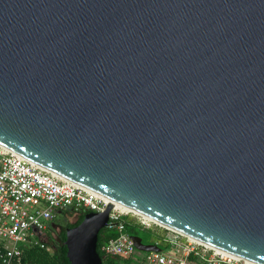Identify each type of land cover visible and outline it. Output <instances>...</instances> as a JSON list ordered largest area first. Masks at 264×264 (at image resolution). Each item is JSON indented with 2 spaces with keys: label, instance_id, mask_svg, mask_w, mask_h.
<instances>
[{
  "label": "water",
  "instance_id": "1",
  "mask_svg": "<svg viewBox=\"0 0 264 264\" xmlns=\"http://www.w3.org/2000/svg\"><path fill=\"white\" fill-rule=\"evenodd\" d=\"M0 146L109 201L68 264L113 203L264 264V0H0Z\"/></svg>",
  "mask_w": 264,
  "mask_h": 264
},
{
  "label": "built area",
  "instance_id": "2",
  "mask_svg": "<svg viewBox=\"0 0 264 264\" xmlns=\"http://www.w3.org/2000/svg\"><path fill=\"white\" fill-rule=\"evenodd\" d=\"M108 202L103 196L0 146V264L17 263L25 247L45 248L47 233L57 214L98 212ZM127 223L141 230L162 228L163 233L152 243L159 249L137 250L125 231ZM104 228L114 230L116 235L108 238L100 251L128 264H254L113 204Z\"/></svg>",
  "mask_w": 264,
  "mask_h": 264
},
{
  "label": "trees",
  "instance_id": "3",
  "mask_svg": "<svg viewBox=\"0 0 264 264\" xmlns=\"http://www.w3.org/2000/svg\"><path fill=\"white\" fill-rule=\"evenodd\" d=\"M85 212L88 211H79L78 213H76L74 221L71 223H65V227L77 224L81 220ZM52 230V228H49V232ZM125 231L131 236H139L143 243H153L158 239L157 234L154 231H150L152 233V236L148 240L149 236L144 233L143 230L139 229L136 225L131 223H127L125 225ZM50 233H47L45 248H40L38 246L23 248L19 256V260L22 259V261L21 263H19L18 260L15 264H68L65 257V246L62 244V240L64 239L63 230L56 236L57 238H52ZM115 235L116 232L114 230L107 228L100 229L97 233L95 250L101 258L102 264H128L124 259L104 256L100 251V246L108 238L114 237Z\"/></svg>",
  "mask_w": 264,
  "mask_h": 264
},
{
  "label": "rangeland",
  "instance_id": "4",
  "mask_svg": "<svg viewBox=\"0 0 264 264\" xmlns=\"http://www.w3.org/2000/svg\"><path fill=\"white\" fill-rule=\"evenodd\" d=\"M75 217H76V214L71 212V211L64 212L61 215L57 214L55 219H54V224H56V225L57 224L58 225H64L65 223H71V222L74 221ZM56 225L53 227V230L50 231L52 238H56V230H54L57 227ZM142 230H143L144 233H146L149 236L148 237V240H149V238H151V236H152V233L150 232L152 230H148V229H145V230L142 229ZM153 231L157 234V236L159 234L163 233V229L162 228H155ZM156 234H155V236H156ZM134 254L138 256L139 253L137 251H135Z\"/></svg>",
  "mask_w": 264,
  "mask_h": 264
},
{
  "label": "flooded vegetation",
  "instance_id": "5",
  "mask_svg": "<svg viewBox=\"0 0 264 264\" xmlns=\"http://www.w3.org/2000/svg\"><path fill=\"white\" fill-rule=\"evenodd\" d=\"M56 225V224H55ZM57 227L54 229L56 230V236L63 230V228L65 227V224L64 225H56ZM57 238V237H56Z\"/></svg>",
  "mask_w": 264,
  "mask_h": 264
},
{
  "label": "bare ground",
  "instance_id": "6",
  "mask_svg": "<svg viewBox=\"0 0 264 264\" xmlns=\"http://www.w3.org/2000/svg\"><path fill=\"white\" fill-rule=\"evenodd\" d=\"M113 205L118 206V207L123 208V209H127L126 207H124V206H122V205H119V204H117V203H113Z\"/></svg>",
  "mask_w": 264,
  "mask_h": 264
}]
</instances>
